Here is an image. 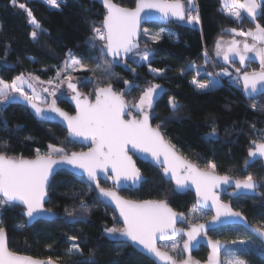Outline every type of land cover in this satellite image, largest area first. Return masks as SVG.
I'll return each instance as SVG.
<instances>
[{
	"label": "trees",
	"instance_id": "obj_1",
	"mask_svg": "<svg viewBox=\"0 0 264 264\" xmlns=\"http://www.w3.org/2000/svg\"><path fill=\"white\" fill-rule=\"evenodd\" d=\"M62 1L59 9H51L41 0H16L15 5L13 0H0V79L10 84L17 76L31 75L38 78L41 86H50L49 81L65 85L69 81L65 79L66 70L62 69L69 59L67 54L72 53L89 71L71 75V83L77 84L79 91L92 99L96 89L111 85L113 91L123 94L126 102L134 105L148 86L159 85L161 93L150 113L153 127L160 125L165 140L199 169L211 171L207 166L212 163L216 165L215 173L234 180L252 175L260 184V197H240L233 206L252 225L264 229V166L257 162L246 168L249 149L254 147L252 142L261 143L264 136V96L247 100L242 89L235 85L224 83L202 91L191 83L196 76L192 65L204 66L210 73L215 68L220 69L222 64L215 56L218 42L233 38L231 29H255L257 23L264 26V11L256 22L248 17L234 20L222 11L221 0H191L193 8L189 0H180L187 14L185 22L144 26L148 32L142 31L138 50L147 51L150 58L148 64H139L140 56L135 59L131 56L124 62H113L109 56L98 61L104 41L94 39L93 28L102 27L105 9L91 0ZM112 1L127 9H134L138 3V0ZM20 4L32 12L43 30H37L36 40L31 38L33 25ZM190 11L199 17L200 27L188 23ZM157 34V39L150 38ZM97 62L102 67L94 71ZM258 65L251 62V66L249 64L237 76L258 70ZM151 69L161 74L155 76ZM58 70H61L60 80L56 79ZM170 97L175 98L177 109L170 106ZM5 100L1 99L0 107V152L10 158L35 159L38 152L46 155L49 145L65 148L67 155L90 148L68 140L60 126L39 122L25 107L4 103ZM57 103L74 114L66 97ZM253 103L257 105L255 109ZM213 128L215 135H211ZM138 166L146 182L138 190L121 191V196L137 202L165 201L182 214L195 207L194 195L177 192L159 169L143 163ZM101 186L112 188L104 182ZM81 200L88 211L81 208ZM46 208L58 219L39 221L27 228L23 208L0 204V228L6 230L10 251L37 259H52L59 264H89L90 261L94 264H154L117 236L107 234V229L122 226L114 210L101 203L96 190L84 178L59 172L51 183ZM241 232L247 237L246 249L250 251L243 250L240 258L245 264H264L262 244L245 230ZM72 244L79 245L81 251L70 255L68 249Z\"/></svg>",
	"mask_w": 264,
	"mask_h": 264
},
{
	"label": "snow or ice",
	"instance_id": "obj_2",
	"mask_svg": "<svg viewBox=\"0 0 264 264\" xmlns=\"http://www.w3.org/2000/svg\"><path fill=\"white\" fill-rule=\"evenodd\" d=\"M45 2L53 8H58L60 4L58 0H45ZM16 0H13L15 5ZM191 3V0H189ZM231 5L236 9H242L247 13L252 21L258 19V11H264V0H230ZM104 7L107 9V14L104 17L102 27H94V39L105 41L104 45L99 49V57L101 60L107 56L113 58V62L122 54L127 56L139 47L135 40L137 31L142 19L141 12L145 8L156 9L163 13L165 17L171 13L179 20L185 19L184 8L180 0H173L169 3L168 0H138L137 6L134 10L127 9L112 3V0H103ZM21 9L27 11L29 23L33 25L31 38L36 40L38 38L37 30H41L40 24L35 20L30 10L25 8L24 4H20ZM229 15L235 16L237 19L241 18L239 10L230 12ZM195 21L199 23L198 16H188V23ZM233 33L238 36L250 37L253 44L244 43L243 50L237 47V41L233 40L231 46L228 48L229 53H234L239 57V62L244 65L246 61H251L252 56L248 53H254L255 58L259 59L261 71L259 72H244L242 77L243 88L245 94L249 98H254L258 93L264 94V47H257L256 43L264 45V26L257 23L255 31H237L231 29ZM145 33L147 30L145 29ZM159 34L153 36L152 39H157ZM95 47V44H93ZM220 45L217 44V55ZM141 60L149 61V53H137ZM207 57V52H205ZM71 63L65 61V67L62 70L71 68L73 71L77 70V66L83 67L79 60L72 57ZM225 61L229 60V56H224ZM109 66H111L109 64ZM101 64L97 62V68H101ZM60 71H57L56 79L60 80ZM152 72L157 73V69H151ZM239 71V69H237ZM199 74V72H198ZM224 75H230L227 71ZM38 79V78H36ZM69 82L67 87L76 93L73 99L76 101L77 115L76 117H69L67 113L62 112L56 107V102L53 101L50 107L51 112L57 113L67 121L70 135L76 137H83L84 139H91L94 147L90 148L87 153H72L70 156L64 154L60 148H55L49 145L50 153L40 155L34 160L24 158H10L4 152H0V204L8 202H19L26 207V215L29 219H33L36 215L45 211L43 205L45 197L49 190V177L52 175L53 165L58 161L53 159V154L60 156V163H65L74 168L82 169L91 182L95 183L99 190V196L107 198L114 202L116 208L119 209L120 216L123 217L124 227L122 229L110 228L107 232L114 234L119 232L120 236L126 238L127 241L133 244L141 245L148 253L154 255L160 260L171 261V264H177L171 256L162 252L157 247V240H165L175 235L178 230L175 223L178 219L177 214L168 207L164 201H130L124 200L117 195L115 191L100 187L98 180V172L105 173L109 178L114 177L117 185H121V181H131L137 184L142 181L143 177L140 170L136 167L132 157L128 155V146L138 150L141 153L150 154L157 162L160 157H163L162 166L164 174H171V178L175 180L178 187L183 188L187 186L190 181L191 185L195 186L196 195L198 197L197 203L201 205V212H204L208 207L207 202H212V207L215 208L216 216L214 222L219 220L221 216L239 218V212H232L227 205L219 203L218 197L213 192V189L221 184H230L229 177H218L214 174L215 164L210 163L207 167L211 171H201L197 165L178 156L174 151L175 146L166 142L162 135L160 125L153 128L150 123V117L144 111V106L147 104L149 109L153 106L154 97L157 94L159 85L153 84L149 86L141 95L139 103L135 105L137 111L142 115L140 118L124 119L126 104L121 94L113 91L111 85L107 87H100L95 92V102L90 103L87 98L81 99L80 93L77 92V86L71 83L72 76L69 74L65 76ZM63 83V81H60ZM48 83H52L49 81ZM127 83V81L125 82ZM197 89L206 90L209 88L211 81L199 82L195 78L191 81ZM28 84L32 88V96L25 95L23 85ZM59 85H57L58 87ZM48 91V89H44ZM19 92L26 100L35 108L38 115L42 114V109L36 106L35 100L39 99L36 95L33 85L25 80L23 76H17L11 83H7L0 79V99H8L9 93ZM55 95V93H51ZM15 99V97H12ZM169 104L173 109L178 108V104L174 97L169 98ZM253 109L257 107L255 103L252 104ZM128 114H131L130 112ZM211 135H215V128L212 129ZM254 148H250L248 156L251 158L264 157V143L252 142ZM6 145V142H5ZM110 169V172L108 171ZM234 186L237 190L254 191L257 185L252 175H248L243 180H235ZM239 194V191L238 193ZM81 208L88 211L87 205L81 200ZM67 211V210H66ZM196 212V208L192 209ZM72 216L71 212H68ZM22 227V226H21ZM204 225H199L198 228H192L187 233L188 240L184 244V249L188 250L196 235L200 230L204 229ZM258 237L264 242V231L260 229H253ZM70 240H75L76 237H69ZM209 244L212 249V255L209 257V264H219L221 247L220 242H211ZM177 245L173 244L172 249L175 250ZM79 245L72 244L68 253L80 252ZM245 251H250L246 249ZM228 264H245L236 253H230L227 257ZM0 264H44L42 261L33 259L30 256H22L12 252L7 247L6 234L3 228H0ZM47 264H53L51 259ZM89 264H94L90 261ZM183 264H190L189 260L183 261Z\"/></svg>",
	"mask_w": 264,
	"mask_h": 264
},
{
	"label": "water",
	"instance_id": "obj_3",
	"mask_svg": "<svg viewBox=\"0 0 264 264\" xmlns=\"http://www.w3.org/2000/svg\"><path fill=\"white\" fill-rule=\"evenodd\" d=\"M91 1L96 2L101 7H103L105 9L106 14H107V9L104 7L103 0H91ZM168 2L171 3L173 1H168ZM112 3H114V2L112 1ZM180 3L183 5V8H184V4L182 2H180ZM116 5H118V4H116ZM118 6H120V5H118ZM136 6H137V4H136ZM134 9H131V10H134ZM184 14H185V19L184 20H179L175 16H172L171 13H169L168 16L165 17L163 15V13H161L160 11H158V10H156L154 8H152V9L145 8L141 12V14H140L141 17H142V19L140 21V26H139V29L137 31V35L135 37L136 42L139 45V43L141 41V37H142V31H143V28H144L145 25H148V24H161V25H165V24H168V23H171V22L183 23V22H185V20L187 18V14H186L185 8H184ZM138 49H139V47L137 49H134L133 52L129 53L127 56H124L122 54L120 57H117L115 59V61L116 62H124V61H126ZM109 57H110L111 60H113V58L111 56H109ZM259 71H261V70H259ZM259 71H256V72H259ZM248 73H252V72H248ZM242 75L243 74L238 75L237 78L242 82L241 89H242V93H243V96H244L245 99H247V100H253V99H256V98H259V97L264 96V94L258 93V94H256L254 96V98H249L245 94V92H244L243 81H242V79H240V77H242ZM75 85L77 86V92L80 93V97H81L82 100L85 99V98H87L90 103H94L95 102V96L92 99L89 96L82 94L79 91V89H78V85L77 84H75ZM41 87H42V90H43V93H44L45 97L50 100V105L46 106V105L39 104V103H37V102L34 101L35 104H36V106L39 107L40 109H42V114H40V115H38L36 113V110H35V108L32 107L31 103H29V101L26 100L24 98V96H21L20 94H14V95L10 96L8 99H6L4 101V103L19 104V105L25 107L37 121L42 122V123H50V124H55V125L60 126L64 131H66V133H67V139L70 140L71 142L77 143L78 145L83 146V147H86V146H90V148L94 147V145L92 144L91 139H84L83 137H76V136L70 135L69 130H68L67 121L64 120V118L61 117V116H59L57 113L51 112L49 110L50 107H51V105H52V102L55 101L56 102V107L59 108L62 112L67 113V115L69 117H76V115H77L76 101L73 99V96H75L76 93L72 92V90H71L69 96L66 97L67 100L69 101L70 106L74 110V114L71 115V114H69L68 112H66L65 110H63L62 108L59 107V105L57 103V100L54 98V96L52 97L51 94H47V92L50 91L47 87H45V88H44V86H41ZM44 89H48V91H44ZM121 95L124 98V95L123 94H121ZM12 97H15V99H12ZM124 100H125V98H124ZM125 102H126V100H125ZM126 104L128 105V108L126 109V113H125V115H124L123 118L126 119V120L135 118L133 115L128 114L129 112L131 113L133 111L134 106L131 105V104H129V103H127V102H126ZM149 117H150L149 123L153 127V125H152V115L149 114ZM139 118L142 119V115ZM167 143H169V142H167ZM261 143H264V136L262 138V142ZM90 148L88 150H86V151H83V152H74V153H77V154L87 153L90 150ZM174 151L176 152V154L178 156H181L183 159H185L175 149H174ZM71 154H68V155L70 156ZM128 155H130L132 157V160L135 163V165H136L137 168H138V166H137V163H136V159L139 160V161H141V162H143V163L150 164L151 166H153L156 169H160L162 177L167 182L172 183L175 186V189H176L177 192H179V193H192L194 195V197H195L196 207L199 208V209H201V205L197 203L198 197L196 195L195 186L194 185H191V182L190 181L187 182V186L186 187L180 188V187L177 186L175 180L171 178V174L170 173L168 175H165L164 174V169H163V166H162V161H163V157L162 156L160 157V161L161 162H157L156 160H154L151 157L150 154L141 153L138 150L133 149L130 145L128 146ZM52 158L55 159V160H57L58 162L55 165H53L52 175L49 177V190H50V186H51V183H52L54 177L59 172L65 171V172H68V173H70L72 175H75L76 177L84 178L96 190V193H97V195H98L99 200L101 201V203H103L105 206L110 207L111 209L114 210L116 216L118 217L119 223L124 227L123 217L120 216L119 209L116 208L115 203L114 202H111L107 198H103V197H100L99 196V194H98L99 193V190L96 188L95 183L94 182H91L89 180L87 174L85 172H83L82 169L74 168L73 166L68 165V164H65V163H60L59 162L60 161V157H52ZM28 160H34V159H28ZM185 160H187V159H185ZM257 162H261L263 164V166H264V157L257 156L256 158H251V157L248 156V160L246 162V168L249 167V166H251V165H253V164H255V163H257ZM199 170H201V171H208V170H202V169H199ZM108 171L110 172V169ZM140 172H141V170H140ZM214 174L216 176H218V177H223V176H221V175H219V174H217L215 172H214ZM141 175H142L143 179H142V181L138 182L137 184H133L131 181H127V182L121 181V185H117L115 183V181H114V177L113 178H109L105 173L98 172V180H97V182L100 184V187H102L101 186V182L102 181L103 182H109V183H111L114 186V188L113 189H109V190L115 191L117 193V195L120 196L122 199L128 200V199L124 198L123 196H121L120 195V192L122 190H125V189H128V188H131V189H134V190L140 189L141 185L144 182H146V180H147L144 177V175L142 174V172H141ZM229 180H230V184H221V185L217 186L216 188H214L213 189V192L218 197L219 203H221L223 205H227L228 208L232 212H236L233 209L232 205L230 203L224 204L221 201L222 194L225 191H232L228 195L231 198H233V199L238 198V197H242V196L260 197V194H259L260 184L257 181L254 180L255 183H256V185H257V188L254 191H250V190L249 191H243V190H237L235 188V186H234L235 180L234 179L229 178ZM102 188H104V187H102ZM49 190H48V194L45 197V201H44V205H43L45 211L41 212L39 215H36L33 219H29V217L25 214L26 213V207L25 206H23L19 202H15V203L8 202L9 204L17 205V206L23 208V216H24V219L26 221L27 228H30V227L34 226L39 221H48V222H51V221H54V220L58 219V216L54 212H52V211H50V210H48L46 208V204L49 201ZM238 191H239V194H237ZM130 201H132V200H130ZM207 205H208V207L206 208V211L212 212L213 215H214V217H215L216 216L215 208L212 207V202L210 200L207 202ZM168 207H170V206L168 205ZM175 213L177 214V217H178V219H177V221L175 223V227L178 230V232L175 235H173L171 238H166L163 241L157 240V242H156L157 243V247L159 248V244L160 243H163V242H166V241H171V240H176L180 236H184L188 240L187 233L189 231H191L192 228H194V227L195 228H198L199 225H204L205 226L204 229L203 230H200L198 232V234L196 235L195 240L192 242V244L190 245L189 249L188 250H185L184 249V246H183V252H184V255L186 257L185 260H189V258H190V264H209V258H208L207 263H201V262H198L197 260H195L193 258V253L195 251H197L200 246H204L205 248H207L209 250V252H210L209 257H210L212 255V249H211V246L209 244V241H211L213 243L216 242V241H212V240L206 238L205 235L209 231H213V230L219 229L221 227H225V226L238 225V226L243 227L247 232L250 233L251 236H253L258 241H260L262 243V245L264 246V242H262V240L258 237V235L253 231V229H257L258 228L261 231H264V230L261 229V228H259V227H256V226L251 225L248 222V220L240 212L239 213L241 215H240L239 218H231V217L221 216L219 218V220H216L214 222V217H213L207 223H204V224L201 223V224L195 225V226L191 227L189 230H184V229H181L179 227V224L186 222V215L185 214H182V213L180 214V213H177V212H175ZM1 225H2V212L0 210V226ZM5 234H6L7 247L9 248V241H8V236H7L6 230H5ZM118 239L120 241L124 242V243L129 244L138 253L146 256L148 259H150L155 264H171V261L160 260L159 258L155 257L154 255L148 253L141 245L133 244L132 242L127 241L126 238L120 236V234H118ZM220 247H221V253H220L219 264H223V261H222V253H223L224 249L227 247V243L226 242H220ZM159 250L162 251V252H165L168 256H171L172 257V255L170 253H168V252H166V251H164V250H162L160 248H159ZM19 255H21V254H19ZM22 256H26V255H22ZM32 258L35 259V260H38V261H42V262H44V264H47V261L49 260V259H37V258H34V257H32ZM172 259L175 260L177 262V264H183V261L182 262H178L173 257H172ZM51 261L53 262V264H59L55 260H52L51 259Z\"/></svg>",
	"mask_w": 264,
	"mask_h": 264
},
{
	"label": "rangeland",
	"instance_id": "obj_4",
	"mask_svg": "<svg viewBox=\"0 0 264 264\" xmlns=\"http://www.w3.org/2000/svg\"><path fill=\"white\" fill-rule=\"evenodd\" d=\"M41 1L45 2V0H41ZM62 2H63L62 0H58V3L59 4H61ZM241 2H243V1H241ZM221 3H222V9L225 11V13L230 18H232L234 20H242L244 17H248L247 13L244 12L242 9H236V8H234L231 5L230 0H221ZM48 6L51 9H59V7L58 8H53L50 5H48ZM193 7H194V2H191L190 8H193ZM21 10L27 13V11L25 9H21ZM237 10H239L241 12V18L240 19H237L233 15H229L230 12H235ZM260 12L261 11H258V16L260 15ZM191 14H193V16H196V13H194L193 11H190L189 14H188V16H191ZM248 18L250 20H252L250 17H248ZM254 22H256V21H254ZM191 24H195L196 26L199 27V24L200 23H196L195 21H193ZM143 31L145 32V29H143ZM237 31L248 32V31H255V29H240V30H237ZM232 34L234 35L233 38H231L229 40H221V41L218 42L219 45H220V48H219L220 54L217 55L218 49H216V55L215 56H216L217 61L222 64V66L220 67V69L215 68L214 71H213V73H210L209 69L205 68L204 66H201V67H198V66H195V65H192L191 66V69L194 70V72H195V75H196L195 76V79L197 81H199V82H209V81H211V84H210L209 88L206 89V90H202V91L211 90V89H213V88H215V87H217V86H219L221 84H224V83H229L231 85H235V86L240 87L239 84H238L237 73H239L241 70H243L245 68H248L249 64L251 66V62H254L253 60H258V62H259V59L258 58H255L254 53H252V54H248V55L249 56H252L253 59L251 61H246L244 65H241L240 62H239V57L238 56H235L234 53H229L228 52V48L231 46V42L233 40L237 41V47L241 51L243 50L244 43H247L249 41L250 42L252 41L250 37L238 36V35H236L233 32H232ZM152 37L153 36L150 35V38H152ZM104 43H105V41H104ZM104 43H103V45H104ZM260 46L261 47H264V45H260ZM144 50H145V48L142 49V51H144ZM137 53H140V50L136 51L132 55L131 58L132 59L138 58L140 55H137ZM226 54L229 56V60L228 61H225V59H224V56ZM75 59L76 60H79L77 58H75ZM67 61L69 63H71V58H69ZM148 62L149 61H143V60H141V57H140L139 61H137V63H139V64H143V63L148 64ZM234 63L235 64H238V66H236ZM80 64H81V62H80ZM258 64H259L258 66L260 68V63H258ZM253 68L255 69L256 67H253ZM237 69H239V71H237ZM99 70H101V68H97L94 71H99ZM85 71H89V69L85 68L84 66L83 67L77 66V70H75V71H73L71 68H67L66 69V75H69V74L70 75H74V74L81 73V72H85ZM225 71H227L228 73H230V75H224L223 73ZM198 72H199V74H198ZM152 74L155 75V76H159L161 74V72L160 71H158L157 73L152 72ZM22 76H23V78L25 80L29 81L33 85V87L35 88L36 95L38 97H40L39 99H36L35 102H37L39 104L45 103L47 100H46V97H45V95L43 93L42 87L39 84L40 82H38V80L34 76H31V75H22ZM227 80H228V82H226ZM51 85L52 86H55V85H58V83L56 81H54V82L51 83ZM23 91L30 93L29 96H32V94H33L32 88H29L28 87V84H24L23 85ZM13 93L14 92H11V93H9V95L10 94H13ZM160 93H161V89L159 88V89H157V94L154 97L153 106H154L155 100L157 99V97L159 96ZM18 94H19V92H18ZM140 97H139V99H140ZM139 99L133 105L134 106V111H136L137 113H139V112L137 111L135 105H137L139 103ZM153 106H152L151 109H149L147 107V104H145L144 111L147 112L148 114H150L151 111H152V109H153ZM0 107H1V99H0ZM55 148H60V149L63 150L64 154H67L65 148H62V147H55ZM50 151H51V149L49 148V151L46 154L50 153ZM53 157H60V156L58 154H53ZM3 206H4V204H3ZM192 209L189 211V214H190L191 217L197 218V217H202L204 215V213L201 212V210H199V209L196 208V212H193ZM107 234L109 236L115 235V233L114 234H110L108 232H107ZM224 236H227V237H229V238L232 239V241H231L232 242L231 248L228 250V252L226 254V259H225L226 264H228L227 257L229 256V254L234 252V253H236V255H238V251L240 250L241 246H243V247L246 246L247 247L248 243L247 244L244 243V240H239V239L237 241L234 240V239H236V237H238V236L241 237L242 236L240 233L226 232ZM233 237H235V238H233Z\"/></svg>",
	"mask_w": 264,
	"mask_h": 264
},
{
	"label": "flooded vegetation",
	"instance_id": "obj_5",
	"mask_svg": "<svg viewBox=\"0 0 264 264\" xmlns=\"http://www.w3.org/2000/svg\"><path fill=\"white\" fill-rule=\"evenodd\" d=\"M257 46V45H256ZM258 48L261 47V46H257ZM248 54H252V53H248ZM254 62H257V63H260L258 62V60H253ZM261 70V67L256 70V71H259ZM256 71H253V72H256ZM47 87L50 91L47 92V94H51V93H55V95H52V97L54 96V98L58 101L59 99L61 98H64V97H67L69 96L70 94V91L71 89H69L67 87V84L65 85H60L58 87H51V86H44V88ZM46 102L43 103V105H50V100L46 98ZM130 115H133L135 118H139L141 116V114L137 113L136 111H133L131 112ZM136 163H137V166L139 163H143L139 160L136 159ZM143 164H146V163H143ZM150 165V164H148ZM139 168V166H138ZM160 170V169H159ZM103 182V181H102ZM104 183H108L109 185H111V189L114 188V186L109 183V182H104ZM130 189V188H128ZM127 190V189H125ZM124 191V190H122ZM232 191H225L223 194H222V198H221V201L224 203V204H228L230 203L233 207V209L236 211V212H240L238 210L235 209V207L233 206V203L236 202L240 197L238 198H231L228 194L231 193ZM244 197V196H242ZM195 207H196V204H195ZM197 208V207H196ZM199 209V208H197ZM201 210V209H199ZM204 215L202 217H197V218H193L190 216L189 212L186 215V222L185 223H181L179 224V227L181 229H184V230H189L191 227L195 226V225H198V224H204V223H207L209 220H211L214 215L212 212L210 211H204L203 212ZM241 213V212H240ZM181 214V213H180ZM242 214V213H241ZM243 215V214H242ZM244 216V215H243ZM245 217V216H244ZM246 218V217H245ZM247 219V218H246ZM249 222V221H248ZM250 223V222H249ZM251 224V223H250ZM252 225V224H251ZM122 226V225H121ZM255 226V225H253ZM258 227V226H256ZM123 228V226H122ZM121 228V229H122ZM261 228V227H259ZM241 229L245 230L243 227L241 226H238V225H230V226H225V227H221L219 229H216V230H213V231H209L205 237L212 240V241H219V242H226L227 243V247L224 249L223 253H222V261H223V264H226L225 262V259H226V254L228 252V250L231 248V245H232V239L227 237V236H224L226 232H233V233H240L242 236H238L236 237V239H234L235 241H237L238 239L239 240H244V243H248V240H245L247 237L245 234H243L241 232ZM263 229V228H261ZM264 230V229H263ZM246 231V230H245ZM247 232V231H246ZM249 235L250 233L247 232ZM118 234L119 232L115 233L114 236H117L118 237ZM253 237V236H251ZM235 238V237H233ZM254 238V237H253ZM256 239V238H255ZM187 241V238L184 237V236H180L179 238H177L176 240H171V241H166V242H163V243H160L159 244V248L170 253L172 255L173 258H175L178 262H182L186 259L185 255H184V252H183V246L185 244V242ZM260 242V241H259ZM261 243V242H260ZM175 244L177 245V248L175 250L172 249V245ZM262 244V243H261ZM263 246V245H262ZM264 247V246H263ZM247 247H243L241 246L240 250L238 251V255L240 257V253H242L243 250H245ZM209 255H210V252L207 248H205L204 246H200L199 249L197 251H195L193 253V258L195 260H197L198 262H201V263H207L208 261V258H209ZM154 263V262H153ZM155 264V263H154Z\"/></svg>",
	"mask_w": 264,
	"mask_h": 264
},
{
	"label": "built area",
	"instance_id": "obj_6",
	"mask_svg": "<svg viewBox=\"0 0 264 264\" xmlns=\"http://www.w3.org/2000/svg\"><path fill=\"white\" fill-rule=\"evenodd\" d=\"M241 1H243V0H241ZM191 16H193V14H191ZM72 54V53H71ZM68 55V58H70L69 57V53L67 54ZM226 82H228V80L226 81ZM229 84V83H228ZM238 84H239V86H240V88H241V86H242V82L238 79ZM25 93V95H27V96H29L30 95V93H28V92H24ZM14 94H18V92H14L13 93V95Z\"/></svg>",
	"mask_w": 264,
	"mask_h": 264
},
{
	"label": "crops",
	"instance_id": "obj_7",
	"mask_svg": "<svg viewBox=\"0 0 264 264\" xmlns=\"http://www.w3.org/2000/svg\"><path fill=\"white\" fill-rule=\"evenodd\" d=\"M222 11L225 13V11H224L223 9H222ZM225 14H226V13H225ZM226 15H227V14H226ZM227 16H228V15H227ZM199 23H200V21H199ZM199 27H200V24H199ZM247 43L251 45V44H253L254 42H253V41H251V42L249 41V42H247ZM256 45H257V46H260L258 43H256Z\"/></svg>",
	"mask_w": 264,
	"mask_h": 264
}]
</instances>
